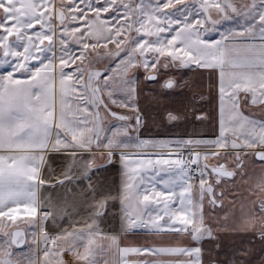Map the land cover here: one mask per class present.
Returning <instances> with one entry per match:
<instances>
[{
    "label": "snow or ice",
    "instance_id": "1",
    "mask_svg": "<svg viewBox=\"0 0 264 264\" xmlns=\"http://www.w3.org/2000/svg\"><path fill=\"white\" fill-rule=\"evenodd\" d=\"M0 264H264V0H0Z\"/></svg>",
    "mask_w": 264,
    "mask_h": 264
},
{
    "label": "crops",
    "instance_id": "2",
    "mask_svg": "<svg viewBox=\"0 0 264 264\" xmlns=\"http://www.w3.org/2000/svg\"><path fill=\"white\" fill-rule=\"evenodd\" d=\"M178 77L183 75L184 79H188L193 76V71L191 69H182L177 74ZM186 89L177 90L176 94L169 95L167 92L161 91L156 85L151 84L149 85L144 93L139 97V104L142 111L148 113L147 119V128L141 129L142 138L144 139H164V138H187L190 135L196 136H205V137H212L213 131L212 126H202L198 122H191L186 123L181 121L178 126H172L171 124H163L160 123V115L163 113L165 105H171V102L178 99H183L178 93L186 92ZM204 107L205 111H211V107L207 104L201 105L200 103L197 104V107ZM152 116H155L157 119L155 122L151 119ZM191 120V118H189ZM259 165L257 162L256 171L258 172ZM69 187L73 188V192L79 191L78 188L69 185ZM83 187V186H81ZM49 192L52 193L54 199L61 198L65 195V189H48L42 190V196H47ZM59 194V196L57 195ZM71 195H69V199H71ZM81 215L84 214V209H80ZM22 219H27V215L21 211L19 213ZM103 227V225H102ZM132 241H140L143 242L145 240H150V237H146L144 235H137L135 237L130 238ZM167 240L168 238H164ZM43 247V245H41ZM222 259L225 258L224 256L221 257ZM42 259V258H41Z\"/></svg>",
    "mask_w": 264,
    "mask_h": 264
},
{
    "label": "rangeland",
    "instance_id": "3",
    "mask_svg": "<svg viewBox=\"0 0 264 264\" xmlns=\"http://www.w3.org/2000/svg\"><path fill=\"white\" fill-rule=\"evenodd\" d=\"M109 47H111V45H109Z\"/></svg>",
    "mask_w": 264,
    "mask_h": 264
}]
</instances>
